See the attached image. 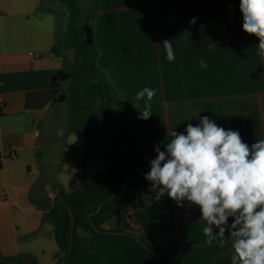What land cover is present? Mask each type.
Masks as SVG:
<instances>
[{
	"label": "crops",
	"instance_id": "1",
	"mask_svg": "<svg viewBox=\"0 0 264 264\" xmlns=\"http://www.w3.org/2000/svg\"><path fill=\"white\" fill-rule=\"evenodd\" d=\"M89 1L97 12L91 35L100 49L99 64L130 106L132 129L152 159L154 146L165 150L170 142L168 131L185 132L187 124L200 123L198 116L238 131L250 147L264 139V57L258 55L259 39L243 30L240 0ZM68 17V10L61 16L41 0H0V251L38 264H57L60 256L55 225L46 216L59 185H69L101 162L84 158L83 138L68 119L65 93L73 49L63 43L61 54L53 51L57 30L66 29ZM165 39L172 43L173 61L166 58ZM243 53H253V61H243ZM248 84L255 85V97L212 91ZM145 87L156 95L153 114L142 120L139 109L147 97L136 95ZM7 145L16 156L5 155ZM162 200L166 219L145 226L135 211L152 207L155 197L140 187L103 227L148 232L168 249L169 264H229L221 258L232 249L229 233L223 248L218 240L208 245L197 205L185 200L178 206L166 194Z\"/></svg>",
	"mask_w": 264,
	"mask_h": 264
},
{
	"label": "trees",
	"instance_id": "2",
	"mask_svg": "<svg viewBox=\"0 0 264 264\" xmlns=\"http://www.w3.org/2000/svg\"><path fill=\"white\" fill-rule=\"evenodd\" d=\"M58 1L69 11V17L66 29L57 30L53 51L61 54L63 43L73 49V61L68 65L70 82L65 93L70 102L68 119L72 129L83 138L84 158L94 154L92 145L99 142L97 136L104 134L101 141L104 145L96 152L102 160L94 167L120 160L93 172L79 190H63L64 199L59 192L54 198L46 216L55 225L60 249L58 262L69 253L72 245V215L66 204L69 203L75 211L74 243L63 264H169L168 249L160 241H152L148 232L137 235L123 232L125 230L120 227H103L104 222L135 199L140 187L155 197L156 194L150 191L151 182L144 178L150 171L152 158L145 143L132 129L130 106L99 64L100 49L91 35L97 12L89 0L86 3L82 0ZM38 155H42L41 149ZM85 175L73 177L69 185L79 186ZM62 186L60 184L59 188ZM106 199L98 210L99 204ZM166 215L162 197L159 200L155 198L152 207L135 211V216L145 226L157 219L165 220ZM232 254L233 248L221 258L231 264ZM0 255L14 261L0 259V264H38L22 254L5 255L0 251Z\"/></svg>",
	"mask_w": 264,
	"mask_h": 264
},
{
	"label": "clouds",
	"instance_id": "3",
	"mask_svg": "<svg viewBox=\"0 0 264 264\" xmlns=\"http://www.w3.org/2000/svg\"><path fill=\"white\" fill-rule=\"evenodd\" d=\"M240 11L243 30L259 39L258 55L264 57V0H240ZM182 34L189 39L187 31ZM162 43L167 60H175L171 41ZM199 64L208 66L203 59ZM155 95L148 87L137 93V100L147 97L143 110L135 106L138 119L151 117ZM197 118L200 123L187 124L186 134L168 131L165 150L154 146L157 156L144 178L157 200L166 194L178 206L187 200L200 208L208 245L218 240L223 248L229 233L231 264H264V139L250 147L238 131L226 130L208 116Z\"/></svg>",
	"mask_w": 264,
	"mask_h": 264
},
{
	"label": "rangeland",
	"instance_id": "4",
	"mask_svg": "<svg viewBox=\"0 0 264 264\" xmlns=\"http://www.w3.org/2000/svg\"><path fill=\"white\" fill-rule=\"evenodd\" d=\"M84 3H86L85 0H82ZM47 4H51L53 7H55L57 9V11L61 14V16H64L66 13V7L64 6V4L58 0H43V2L41 3V6H46ZM254 54L253 53H247L246 57L243 53L242 55V60L243 61H248V62H252L254 59ZM246 66L248 64H245ZM248 81V80H246ZM203 90L204 87H200L199 89V93L203 94ZM208 91H210L209 87L207 88ZM212 91L215 92L216 95H220V94H225L228 96H242V94L247 97V96H254L255 97V85L251 84V85H244V86H239V85H234V87H229V86H217V87H212ZM175 92H176V88H175ZM243 96V97H244ZM104 134L101 133V135L97 136V139H99V142L95 143L92 145L93 150L92 152L94 154H91L90 157L92 158H96L98 157L99 160H102V156L97 152L98 147H101L104 145V143H102V136Z\"/></svg>",
	"mask_w": 264,
	"mask_h": 264
},
{
	"label": "water",
	"instance_id": "5",
	"mask_svg": "<svg viewBox=\"0 0 264 264\" xmlns=\"http://www.w3.org/2000/svg\"><path fill=\"white\" fill-rule=\"evenodd\" d=\"M124 149L126 150V146L124 147ZM124 156H125V155H124ZM119 161H120V160H112V161L105 162V163H103V164H101V165H98V166H96V167L90 169V170L86 173V175H85L83 181L81 182V184H80L79 186H77V187H73V186H71V185H63V186L60 188V191H59V195H60V197H61L62 199H64V198H63V194H62L63 190H66L67 192H75V191L79 190L81 187L84 186V184L87 182V180H88V179L90 178V176L93 174V172H95V171H97V170H99V169H101V168H103V167H105V166H109V165H111V164H114V163H116V162H119ZM126 186H127V185H126V183H125V185H124L125 193H126V189H127ZM125 193H124V194H125ZM107 200H108V199H106L105 201H102V202L99 204L98 210L101 209L102 205H103ZM66 204H67V207L69 208L70 213H71V215H72V245H71V249H70L69 253L64 257V259H62L61 261H59L57 264H63V263L68 259L69 255L71 254V251H72V248H73V243H74L75 211H74V208H73L69 203H66ZM123 232H128V231H123ZM144 245H145L147 248H149V249H151V250H153V251L159 253L157 250H155L154 248L150 247V246L147 245L146 243H144ZM0 259H1V260H4V261H8V262H12V263H14L13 260L8 259V258H6V257H4V256H1V255H0Z\"/></svg>",
	"mask_w": 264,
	"mask_h": 264
},
{
	"label": "built area",
	"instance_id": "6",
	"mask_svg": "<svg viewBox=\"0 0 264 264\" xmlns=\"http://www.w3.org/2000/svg\"><path fill=\"white\" fill-rule=\"evenodd\" d=\"M0 103H3V97L0 95ZM5 155L9 157H14L17 155V150L12 146V145H7L5 148ZM2 157L0 156V162H1Z\"/></svg>",
	"mask_w": 264,
	"mask_h": 264
}]
</instances>
